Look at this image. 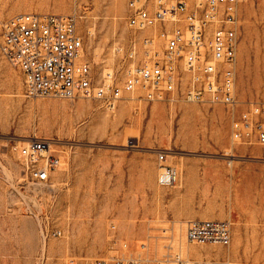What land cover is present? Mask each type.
<instances>
[{
    "label": "rangeland",
    "instance_id": "rangeland-1",
    "mask_svg": "<svg viewBox=\"0 0 264 264\" xmlns=\"http://www.w3.org/2000/svg\"><path fill=\"white\" fill-rule=\"evenodd\" d=\"M25 12L76 14L99 82L112 73L121 84L143 60L141 39L156 35L129 28L127 0H0V42L3 22ZM240 27L238 99L264 102V0H249ZM132 39L138 55L129 59ZM183 91L153 102L135 94L113 110L28 98L0 54V264H173L180 244L192 259L264 264V146L233 143L227 110ZM34 138L50 139L62 158L47 184L31 183L17 154ZM160 165L177 170L175 185H158ZM192 219L229 221L231 245L186 244L179 223Z\"/></svg>",
    "mask_w": 264,
    "mask_h": 264
},
{
    "label": "built area",
    "instance_id": "built-area-1",
    "mask_svg": "<svg viewBox=\"0 0 264 264\" xmlns=\"http://www.w3.org/2000/svg\"><path fill=\"white\" fill-rule=\"evenodd\" d=\"M249 0H127V25L136 31L156 30L141 39L143 60L129 67L122 82L112 73L95 80L84 59L76 14L17 13L2 24L0 54L23 80L28 98L90 100L113 109L135 94L153 102L182 91L189 102L223 106L230 115L233 143L264 146V102L238 99L237 67L241 14ZM129 59L138 55L131 40ZM52 141L34 138L17 151L25 176L33 184H47L61 165L51 154ZM165 154L156 155L160 164ZM157 183L171 187L178 172L161 166ZM186 244L228 248L232 240L227 220L192 219L179 223ZM182 245L168 254L173 264H230L226 260L192 259ZM140 258H99L92 264H144Z\"/></svg>",
    "mask_w": 264,
    "mask_h": 264
},
{
    "label": "bare ground",
    "instance_id": "bare-ground-1",
    "mask_svg": "<svg viewBox=\"0 0 264 264\" xmlns=\"http://www.w3.org/2000/svg\"><path fill=\"white\" fill-rule=\"evenodd\" d=\"M80 108V107H79ZM114 109V108H113ZM113 109H110V110H113ZM25 144V143H24ZM175 185V184H174ZM186 251H187V249H186ZM194 251H197V250H194Z\"/></svg>",
    "mask_w": 264,
    "mask_h": 264
}]
</instances>
